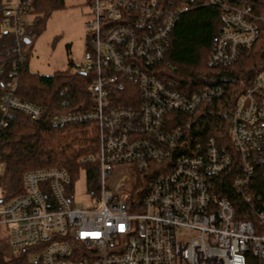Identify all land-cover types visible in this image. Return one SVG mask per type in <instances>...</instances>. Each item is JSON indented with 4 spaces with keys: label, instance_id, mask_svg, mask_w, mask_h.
Returning a JSON list of instances; mask_svg holds the SVG:
<instances>
[{
    "label": "built area",
    "instance_id": "2783aa9c",
    "mask_svg": "<svg viewBox=\"0 0 264 264\" xmlns=\"http://www.w3.org/2000/svg\"><path fill=\"white\" fill-rule=\"evenodd\" d=\"M34 1L2 0V27L14 39L15 71L26 59L23 44L29 43L25 32ZM87 3L86 49L77 70L92 76L90 107L53 116L50 123L55 128L85 125L96 133V152L80 163L99 164L98 205L71 207L64 169L29 171L22 194L0 202V224L9 229L6 239L0 236V253L12 258L29 249L28 264H248L251 253L264 264V201L253 187L259 172L264 179V65L229 114L222 113L231 149L211 141L192 155L182 154V132L170 117L190 114L223 94L220 88H206L183 95L159 75L175 20L187 8L175 10L172 0ZM206 4L224 9L207 63L229 66L258 39L260 20L249 7H232L224 0ZM15 88L14 79L1 99L3 118L18 111L39 119L42 108L17 98ZM120 91L127 93L115 95ZM234 156L238 170L232 185L247 217L237 216L216 183ZM123 165L135 172L130 192L119 190L121 182L107 189L113 167ZM137 172L152 177L140 178L141 189L136 188Z\"/></svg>",
    "mask_w": 264,
    "mask_h": 264
},
{
    "label": "trees",
    "instance_id": "16d2710c",
    "mask_svg": "<svg viewBox=\"0 0 264 264\" xmlns=\"http://www.w3.org/2000/svg\"><path fill=\"white\" fill-rule=\"evenodd\" d=\"M88 1V0H87ZM167 4L170 0H159ZM175 10L187 8L179 13L169 36V45L158 64L159 75L164 82H172L173 88L183 95H194L206 88H220V98L202 104L190 114H174L173 127L180 128L182 154L192 155L196 147H203L214 141L219 147L231 149L228 135V121L222 113L229 114L236 98L250 86L256 72L264 65V0H224L232 7H249L260 20L261 31L258 39L250 46L241 49L235 63L226 67H212L207 63L212 48L213 37L221 28L224 13L222 6H211L206 0H172ZM63 0H35L30 12L31 24L26 29V38L33 40L44 29V24L52 11L62 7ZM0 0V103L4 95L11 91L16 80L14 95L22 101L42 108L39 119L33 120L18 111H9L3 118L0 109V202L6 203L22 194V179L25 173L34 170L64 169L69 177L66 193L73 195L74 184L80 172L85 175L87 193L93 198L99 195L98 162L80 163V159L96 152L94 143L97 136L85 129V125H68L62 128L51 126L53 116L81 111L90 107L88 86L89 74L55 72L44 76L28 70V46L23 44L26 59L14 70L17 55L12 53L14 39L2 27L5 17ZM16 75H13V73ZM127 92H116L120 97ZM113 106H116L115 104ZM218 178L220 196L228 199L235 207L237 216L247 217L246 206L241 196L233 189L234 175L238 161ZM154 164H150V167ZM264 170V169H263ZM262 171V170H260ZM151 175V174H150ZM150 175L137 172L136 188L141 185V177ZM254 192L264 201V179L258 173ZM29 249H24L7 260L0 254V264H28ZM248 264H257L249 253Z\"/></svg>",
    "mask_w": 264,
    "mask_h": 264
},
{
    "label": "rangeland",
    "instance_id": "374dc122",
    "mask_svg": "<svg viewBox=\"0 0 264 264\" xmlns=\"http://www.w3.org/2000/svg\"><path fill=\"white\" fill-rule=\"evenodd\" d=\"M89 6L87 0H63L62 7L54 10L45 21L44 29L28 46L27 67L32 73L49 76L55 72L66 71L78 73V66L83 62L85 41L88 30ZM122 177L128 179L121 181ZM135 172L131 166L113 167V174L107 177V189H113L121 182L123 193L130 192ZM120 180V181H119ZM143 186H140L141 189ZM98 205L95 198L87 193L85 175L80 172L74 184L71 207L94 208ZM0 232L9 235L7 225L0 224ZM2 254V253H0ZM7 260L12 259L2 254Z\"/></svg>",
    "mask_w": 264,
    "mask_h": 264
},
{
    "label": "crops",
    "instance_id": "0c3cea01",
    "mask_svg": "<svg viewBox=\"0 0 264 264\" xmlns=\"http://www.w3.org/2000/svg\"><path fill=\"white\" fill-rule=\"evenodd\" d=\"M0 236L3 237L4 239H6V235H3V233L0 232Z\"/></svg>",
    "mask_w": 264,
    "mask_h": 264
},
{
    "label": "water",
    "instance_id": "95a60500",
    "mask_svg": "<svg viewBox=\"0 0 264 264\" xmlns=\"http://www.w3.org/2000/svg\"><path fill=\"white\" fill-rule=\"evenodd\" d=\"M29 42V40L28 39H25V43H28Z\"/></svg>",
    "mask_w": 264,
    "mask_h": 264
}]
</instances>
